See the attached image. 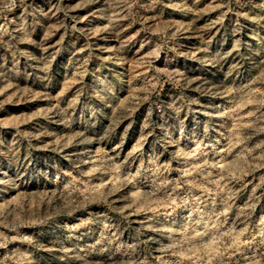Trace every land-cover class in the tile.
Wrapping results in <instances>:
<instances>
[{"label": "rangeland", "instance_id": "rangeland-1", "mask_svg": "<svg viewBox=\"0 0 264 264\" xmlns=\"http://www.w3.org/2000/svg\"><path fill=\"white\" fill-rule=\"evenodd\" d=\"M0 264H264V0H0Z\"/></svg>", "mask_w": 264, "mask_h": 264}, {"label": "bare ground", "instance_id": "bare-ground-1", "mask_svg": "<svg viewBox=\"0 0 264 264\" xmlns=\"http://www.w3.org/2000/svg\"><path fill=\"white\" fill-rule=\"evenodd\" d=\"M160 221V220H159Z\"/></svg>", "mask_w": 264, "mask_h": 264}]
</instances>
